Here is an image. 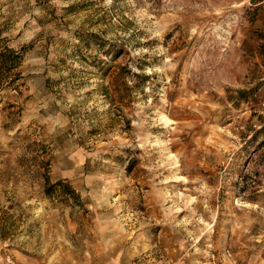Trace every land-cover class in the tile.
<instances>
[{
	"label": "rangeland",
	"instance_id": "374dc122",
	"mask_svg": "<svg viewBox=\"0 0 264 264\" xmlns=\"http://www.w3.org/2000/svg\"><path fill=\"white\" fill-rule=\"evenodd\" d=\"M262 126L264 0H0V257L264 264Z\"/></svg>",
	"mask_w": 264,
	"mask_h": 264
},
{
	"label": "crops",
	"instance_id": "0c3cea01",
	"mask_svg": "<svg viewBox=\"0 0 264 264\" xmlns=\"http://www.w3.org/2000/svg\"><path fill=\"white\" fill-rule=\"evenodd\" d=\"M24 62V61H23ZM22 62V63H23ZM22 67V65L20 66ZM43 78L38 77V76H31L29 79H27L25 82L29 83V87L31 89H34L35 86L37 85L36 83L39 82L40 80H42ZM43 81V80H42ZM41 81V82H42ZM45 83V81L43 82ZM35 91V90H34ZM32 91V92H34ZM31 92V93H32ZM51 178V176H50ZM67 178V177H66ZM52 180V179H51ZM58 180H63L65 182H67V180H65V177L63 178H58L56 179V181ZM56 181H52V182H56ZM75 226V225H74ZM5 244H3V240L0 241V251L2 249V247H4ZM106 245L103 248H99L102 249V251H100L99 253H101V255L104 256V264H135L134 260V252L131 250H127L121 243V238H115L111 241L109 247ZM1 255V253H0ZM1 258V257H0ZM2 259V258H1Z\"/></svg>",
	"mask_w": 264,
	"mask_h": 264
},
{
	"label": "trees",
	"instance_id": "16d2710c",
	"mask_svg": "<svg viewBox=\"0 0 264 264\" xmlns=\"http://www.w3.org/2000/svg\"><path fill=\"white\" fill-rule=\"evenodd\" d=\"M261 133H264V126H262L259 130H257L254 135ZM262 167L264 168V162L262 163ZM128 169H131V165L128 167ZM44 179H45V192L47 195L51 196L55 192L61 191L63 195H67V196L70 195L77 199L80 197L77 191L68 182H65L63 180L52 182L50 175L48 173H45Z\"/></svg>",
	"mask_w": 264,
	"mask_h": 264
},
{
	"label": "built area",
	"instance_id": "2783aa9c",
	"mask_svg": "<svg viewBox=\"0 0 264 264\" xmlns=\"http://www.w3.org/2000/svg\"><path fill=\"white\" fill-rule=\"evenodd\" d=\"M0 264H18L11 256L0 259Z\"/></svg>",
	"mask_w": 264,
	"mask_h": 264
}]
</instances>
